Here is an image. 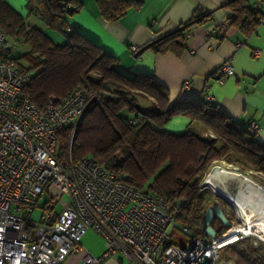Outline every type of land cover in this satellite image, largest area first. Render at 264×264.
<instances>
[{
	"label": "trees",
	"instance_id": "16d2710c",
	"mask_svg": "<svg viewBox=\"0 0 264 264\" xmlns=\"http://www.w3.org/2000/svg\"><path fill=\"white\" fill-rule=\"evenodd\" d=\"M95 1L104 20H117L141 6L139 0ZM262 6L264 0H225L228 27L245 37L252 35ZM81 8V0L27 1V14L38 16L47 27L65 35L64 43L56 44L0 0V30L8 42L26 46L12 56L19 69L29 74L24 93L42 108L49 97H61L77 87L91 92L92 100L76 126H65L59 133L60 156L73 163L89 156L106 170L122 173L127 184L143 193L155 192L171 206L184 201L174 217V222L188 230L181 244L193 237L208 238L204 213L213 204L198 189L204 175L220 161L239 171L264 175V145L249 125L232 119L203 96L170 101L168 90L153 75L123 74L114 55L78 31L66 30L68 18ZM211 20V12L196 9L188 21L151 39L143 49L179 57L186 50L192 26ZM138 98L149 100L152 108H141ZM124 106L130 117L120 115ZM176 116L198 123L204 134L191 126L180 133L165 130ZM218 224L216 235L227 228L220 221ZM218 254L230 264H264V254L250 247L247 237L221 248Z\"/></svg>",
	"mask_w": 264,
	"mask_h": 264
},
{
	"label": "built area",
	"instance_id": "2783aa9c",
	"mask_svg": "<svg viewBox=\"0 0 264 264\" xmlns=\"http://www.w3.org/2000/svg\"><path fill=\"white\" fill-rule=\"evenodd\" d=\"M263 18L264 7L258 22ZM227 26L224 21L215 34L222 36ZM14 47L0 30V264H61L81 249L89 229L103 237L105 248L99 256L86 253L78 264H100L108 256L144 264H216L221 248L252 236L234 231L243 224L237 218L214 238L173 244L169 229L184 201L171 206L155 192L143 193L127 184L122 173L106 170L89 156L74 163L62 158L59 133L76 126L93 94L77 87L49 97L38 108L23 91L29 74L13 60ZM129 50L137 54L141 47L130 45ZM216 74L232 75L231 61ZM190 83L184 81L183 88ZM249 126L256 132L255 124ZM217 166L238 172L224 161L212 168ZM206 180L198 185L200 193L208 189ZM44 191L49 196L33 221ZM61 195L66 200L61 201ZM180 230L188 234L185 226Z\"/></svg>",
	"mask_w": 264,
	"mask_h": 264
},
{
	"label": "crops",
	"instance_id": "0c3cea01",
	"mask_svg": "<svg viewBox=\"0 0 264 264\" xmlns=\"http://www.w3.org/2000/svg\"><path fill=\"white\" fill-rule=\"evenodd\" d=\"M27 1L5 0L24 20L31 15L27 14ZM139 1V8L130 9L117 20H104L99 15L95 0H81V10L68 18L67 26L114 55L123 74L153 75L168 90L170 101L203 96L232 119L244 125L255 124L256 139L264 145V18L248 37L228 26L220 37L215 34V29L229 15V11L223 7L225 0ZM196 9L211 12L212 20L205 25L192 26L186 40V50L181 56L170 52L159 55L151 49H143L151 39L188 21ZM36 18L33 22H41L38 16ZM42 31L54 43L62 44V39L54 32ZM130 45L140 46L141 51L132 54ZM226 61H231L233 74L222 78L216 71ZM186 80H191V83L183 88ZM137 100L141 108H152L149 100ZM187 126L201 129L198 123L189 122L181 116L173 117L164 129L180 133ZM104 248L103 237L89 229L81 240V249L61 264H78L86 253L99 256ZM100 264L144 263L139 259L119 260L115 256H108ZM216 264L230 262L222 258Z\"/></svg>",
	"mask_w": 264,
	"mask_h": 264
},
{
	"label": "bare ground",
	"instance_id": "6f19581e",
	"mask_svg": "<svg viewBox=\"0 0 264 264\" xmlns=\"http://www.w3.org/2000/svg\"><path fill=\"white\" fill-rule=\"evenodd\" d=\"M226 177L240 184L237 195L228 188ZM206 184H210L215 194L230 203L237 218L242 221V225L233 227L234 231L259 236L258 238L264 240V188L261 185L237 171H229L219 166L210 170Z\"/></svg>",
	"mask_w": 264,
	"mask_h": 264
},
{
	"label": "rangeland",
	"instance_id": "374dc122",
	"mask_svg": "<svg viewBox=\"0 0 264 264\" xmlns=\"http://www.w3.org/2000/svg\"><path fill=\"white\" fill-rule=\"evenodd\" d=\"M36 17H37L36 15H32V14L29 15L27 17V19H25V23L26 24H30V25H32L34 27H37L40 30H44V31H46L48 33H50V32L53 33L54 32L58 37H60L62 39L61 43H64L65 35L60 30L49 28L42 21L39 22V20H38V22H36L37 20H35V22H33V19H38ZM24 50H26V46L25 45L16 46V47L12 48L11 55L13 57L17 56L21 51H24ZM30 73H32V71H30ZM120 115L126 116V117H130L131 114L128 111V109L124 106L120 110ZM59 140H60V135H59ZM60 143H61V141H60ZM227 169H231V168H227ZM209 172H210V170L204 175V177L201 180V182L204 181L205 178H207ZM238 172H241V173L245 174L243 176L250 177L254 182H256V183L258 182V184L261 185L264 188V175L259 174V173L254 172V171H239L238 170ZM226 181H227L228 188L235 195H237L238 194V187H240V184L237 183L235 180L228 179L227 177H226ZM206 185L208 186V189H205L201 193V195L203 196L204 200L207 201L208 203L213 204V205H215V204L219 205L223 209V211H224L227 219L229 220V222H235L236 219H237V216H236L237 214L235 213L234 208L230 205V203L224 197L215 194L214 193V189L211 187L210 184L209 185L206 184ZM50 191L52 192V190H50ZM48 196H49L48 193L46 191H44L42 196L39 198L38 203H37V207L35 208V210L32 213L31 219L33 221H36L38 219L39 214H40V207L43 204V202L45 201V199L48 198ZM58 198L61 201L62 200H66V196L65 195H61ZM213 226L217 230L220 229L219 224H218V220L216 218L213 221ZM169 234H170L171 239L175 243H178V244H181L185 240V237H186V234L183 233L180 230V224L178 222H174V224L170 227ZM256 236H258V235H256ZM258 237H254V236L247 237L248 243H249L250 247H252L253 249H259L260 254H264V240H261ZM231 246H233V245H231ZM226 251L229 252V250H226ZM224 253H225V251H224Z\"/></svg>",
	"mask_w": 264,
	"mask_h": 264
},
{
	"label": "water",
	"instance_id": "95a60500",
	"mask_svg": "<svg viewBox=\"0 0 264 264\" xmlns=\"http://www.w3.org/2000/svg\"><path fill=\"white\" fill-rule=\"evenodd\" d=\"M216 218L223 226L228 227L230 225L223 209L219 205H211L205 209L204 213V233L209 238H214L216 236V230L213 227L212 221Z\"/></svg>",
	"mask_w": 264,
	"mask_h": 264
}]
</instances>
